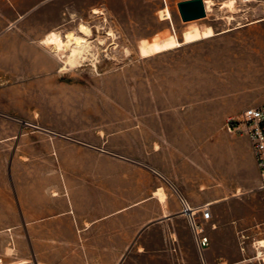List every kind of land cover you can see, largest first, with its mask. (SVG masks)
Returning <instances> with one entry per match:
<instances>
[{
	"label": "rangeland",
	"instance_id": "374dc122",
	"mask_svg": "<svg viewBox=\"0 0 264 264\" xmlns=\"http://www.w3.org/2000/svg\"><path fill=\"white\" fill-rule=\"evenodd\" d=\"M178 1L0 0V264L28 261L18 255L22 197L50 198L52 144L69 137L114 154L125 144L165 184L178 153L193 189L201 174L211 244L200 250L186 217L174 218L166 264H264V188L248 143L226 128L264 101V0H214L190 20ZM54 30L89 39L77 64L65 62L70 45L43 41Z\"/></svg>",
	"mask_w": 264,
	"mask_h": 264
},
{
	"label": "crops",
	"instance_id": "0c3cea01",
	"mask_svg": "<svg viewBox=\"0 0 264 264\" xmlns=\"http://www.w3.org/2000/svg\"><path fill=\"white\" fill-rule=\"evenodd\" d=\"M242 136L248 166L256 170L250 140ZM117 151H102L80 138L53 141L50 198L22 197L19 258L29 264H141L148 261L137 257H152L149 263L166 264L167 227L183 215L179 187L191 203L213 199L201 202L206 188L201 174L194 189L181 176L179 153L166 162L165 184L133 149L120 144ZM170 151L166 144V158ZM160 186L165 200L156 194Z\"/></svg>",
	"mask_w": 264,
	"mask_h": 264
},
{
	"label": "built area",
	"instance_id": "2783aa9c",
	"mask_svg": "<svg viewBox=\"0 0 264 264\" xmlns=\"http://www.w3.org/2000/svg\"><path fill=\"white\" fill-rule=\"evenodd\" d=\"M226 128L232 134L248 136L259 173V186L264 188V101L245 107L239 115L228 116ZM177 193L181 203L180 212L186 217L199 249L204 250L211 242L207 231L213 216L211 204L205 202L191 206L183 193ZM211 226L214 224L211 223Z\"/></svg>",
	"mask_w": 264,
	"mask_h": 264
},
{
	"label": "bare ground",
	"instance_id": "6f19581e",
	"mask_svg": "<svg viewBox=\"0 0 264 264\" xmlns=\"http://www.w3.org/2000/svg\"><path fill=\"white\" fill-rule=\"evenodd\" d=\"M214 4H215L214 0H205V7H206L207 13H209L213 9ZM232 9H233V7H232ZM159 11L163 17H169L170 16V10L168 7L160 8ZM82 29H83V31H82ZM80 30L85 35L91 34V28L85 23H81ZM198 33L200 35H202L203 37L212 36L214 34V27L211 24H208L203 28L201 27L199 29ZM61 34L58 31L54 30V31L48 33L43 41H45L47 43H51L50 45H52V44L55 45L56 46L55 48L62 50V51H64V49H63L64 45H66V44L70 45V51L66 54V61L65 62H67L71 65L75 64V63L77 64V62L80 61V56H81L83 50L86 47H88V40L89 39L87 40V38L84 35H79L75 32H70L67 35L65 34L66 39ZM156 193H158L162 199H165V192L161 188L156 190ZM256 245L259 248V251H258L259 257L264 259V252L261 250V246L264 247V238L258 239L256 241ZM23 263H27V262H23ZM11 264H21V263H11Z\"/></svg>",
	"mask_w": 264,
	"mask_h": 264
},
{
	"label": "water",
	"instance_id": "95a60500",
	"mask_svg": "<svg viewBox=\"0 0 264 264\" xmlns=\"http://www.w3.org/2000/svg\"><path fill=\"white\" fill-rule=\"evenodd\" d=\"M178 6L184 20L203 17L206 15L204 0H180Z\"/></svg>",
	"mask_w": 264,
	"mask_h": 264
},
{
	"label": "snow or ice",
	"instance_id": "6c2138e0",
	"mask_svg": "<svg viewBox=\"0 0 264 264\" xmlns=\"http://www.w3.org/2000/svg\"><path fill=\"white\" fill-rule=\"evenodd\" d=\"M82 31H83V29H82Z\"/></svg>",
	"mask_w": 264,
	"mask_h": 264
}]
</instances>
